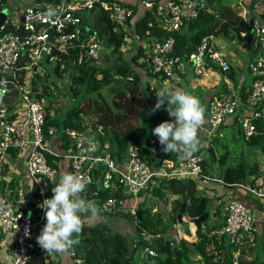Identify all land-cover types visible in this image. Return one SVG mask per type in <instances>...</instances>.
Returning a JSON list of instances; mask_svg holds the SVG:
<instances>
[{
  "label": "built area",
  "instance_id": "obj_1",
  "mask_svg": "<svg viewBox=\"0 0 264 264\" xmlns=\"http://www.w3.org/2000/svg\"><path fill=\"white\" fill-rule=\"evenodd\" d=\"M31 1L33 4L16 17V22L5 17L0 23V171L3 157L9 151L21 153L32 185L38 188V198L44 203L48 201L46 189L58 174L51 155L69 160L75 182L80 186L92 182L95 162L102 161L106 165L103 182L107 186L111 183L114 185L113 191L100 204L102 212L124 210L128 207L125 195L131 192L136 197L155 178L191 177L197 182L206 179L207 176L202 173V156L197 153H190L176 163L161 159L153 167L141 159L136 145H130L129 157L123 169L109 153L98 152L97 142L72 147L63 153L52 150L48 138L55 134L56 126L45 121L48 101L42 94L41 86L34 91L32 81L25 82L22 77L20 79V71L31 69L43 74L45 69L41 61L45 57L49 62L59 61L60 67H64L67 60L65 55L73 49L77 54L73 63L78 66L85 60L99 59L101 42L96 31L83 21L79 12L96 5L101 7L108 13L113 22L112 31L115 32L119 26L123 29L128 26L127 20L134 16V7L121 0ZM261 1L251 0L252 9H257ZM138 3L144 10L153 9L157 7L158 0H138ZM204 4V0H169L162 18L163 28L168 32L179 30L183 23L196 16ZM247 23L251 25L253 44L257 51V56L248 64L250 86L244 94L238 90L209 102L207 126L203 129L206 136L214 134L227 118L236 117L245 140L260 132L257 125L264 124V24L253 20H247ZM145 33L141 60L152 74L158 72L161 78L172 77L174 69L184 65H189L194 74L200 75L207 58L215 60L222 70L230 67L206 36L188 57H184L176 53L172 35L157 37L150 29ZM135 37L139 38L137 34ZM14 90H17V95ZM181 118L191 131L202 126V118L195 111L184 110ZM67 132L73 134L69 130ZM245 188L253 196L264 199V178L247 184ZM119 189L123 195L113 194ZM63 199L67 200L68 197L63 195ZM37 208V219H33L28 211L17 206L10 198L8 190L0 188V234L12 240L11 258L5 264H28L39 252L43 259L47 258V238L37 229L42 224L45 210L43 205ZM130 210L135 214V207ZM225 213V224L219 234L225 235L229 242L235 243L240 234L255 229V212L241 201L228 199ZM151 238L152 234H144V240L150 241ZM146 250L151 256L156 255L150 247ZM238 260L234 254L226 264H238Z\"/></svg>",
  "mask_w": 264,
  "mask_h": 264
},
{
  "label": "crops",
  "instance_id": "obj_2",
  "mask_svg": "<svg viewBox=\"0 0 264 264\" xmlns=\"http://www.w3.org/2000/svg\"><path fill=\"white\" fill-rule=\"evenodd\" d=\"M29 1L30 4H27V6L33 4L31 0ZM126 1L134 2L132 4L135 9V14L128 25L129 28L126 25L125 30L127 35L125 42L123 43L124 47H120L121 59L118 58L116 61L120 64L119 66L122 65L130 68L132 73H129L127 76L117 73L116 75H113L110 82H107L98 89L89 91L86 94L87 96L85 97L88 98L87 103L89 101L92 108L97 111L96 113H92L87 109H82V107L79 106V100L77 99L78 104L74 106L73 111L69 114L70 118L68 119L69 121L72 120L76 124V127H72L66 123H64L66 124L64 125L62 123L61 129H59L57 125H55L56 132L53 136L48 138V143L52 150L57 153H63L70 150L73 146V148H76L82 145H90L92 142L98 143L95 133H103L107 131L109 134L113 133L116 135L117 140L113 137L116 149H118L119 145L121 150L126 151L127 147H130V144L122 137L126 130L140 126L141 122H143L142 116L144 112H148L150 118H152V114L156 112V114L166 120V122L173 120L172 122L175 124V128L170 131L173 132V134L156 133V137L157 134L164 136L161 140L162 148L160 152L162 154L170 156L177 153L176 160H170L167 156H163L162 159L176 163L180 158L197 147L208 148L207 140L206 143L194 141V146H191L186 150L182 148L183 142L176 139V134L174 133L176 129L181 128L176 127V122H179L180 120L179 123L182 126L185 125L181 119V113L184 110L197 112L202 118V126L196 131L202 134L204 132L203 129L207 126V109L209 102L212 99L221 98L223 95L237 92L238 90L244 94L249 88L251 77L248 64L257 56V53L256 56L246 57L239 46V41L242 40V44L243 42L247 43L250 49L252 48L256 50L253 44L251 25L247 23V20H253L264 24V0L261 1L257 9H254V12H251V0H205L208 10L214 12L217 19L215 28L206 37L211 43V39L216 38L229 45L228 48L224 46H219L220 48L214 47L230 64V72L226 73V71H223L220 65L210 58L209 60H206L202 74L195 75L189 65H184L175 68L173 76L169 77V79L161 78L158 75L152 74L145 63L142 62V50L146 38L135 37L133 26L135 19L142 15L144 8L136 0ZM168 1L169 0H158V5L154 8L155 12L160 16L159 20L163 18ZM16 2L17 0L2 1L0 4V12L7 10L6 17L13 15L16 18L27 7L24 6L23 8L16 9ZM242 36L245 37V40ZM102 54H104L103 56H107L110 53L106 52V50H102ZM111 58L114 60L117 56L113 54ZM105 60L108 59L105 58ZM111 64V62H103L100 66L97 64L98 68L95 71L94 76L99 78L101 76L100 68L111 67ZM74 73H77V71ZM120 76H123L129 81L127 82L125 79H121ZM226 78L230 79L228 83L225 81ZM167 80L170 81L168 82ZM93 83L94 82L89 86L91 87ZM83 93L84 92L82 91L79 92V94L82 95ZM76 96H73V98ZM71 99L67 100L66 104H64L61 102L63 101L62 99L56 98L55 109L53 111L49 110L47 114L52 116L55 112L60 111L58 108L59 106H71ZM130 119L132 121L131 123L128 122ZM236 125L237 124H234L232 118H227L222 124L224 128L222 129L221 134L234 135L235 129H233V127ZM65 128H67L65 133L68 130L73 133L72 135L68 134L70 141H67L62 137V131H64ZM230 128L232 129L230 130ZM237 131H239L238 128ZM109 144L110 141L103 142L105 148H107ZM256 149H259L263 154V158L260 159L255 156L251 157V159L254 160L253 164L258 166L256 173L250 174L248 178L234 182L227 181L225 178L219 177L220 175L216 177H207L199 182L195 179L196 185L194 195L207 198V202L209 203L207 209L209 211L208 216L211 214L213 217L212 220L209 221V223L213 225V228L210 230V236L217 235L216 239L213 241L206 240L205 231H203V235L200 238L196 236V230L202 228V222L206 220L208 216L201 221L199 227L192 222L194 225L188 224L185 228L184 226H181L180 222L190 221L193 217L182 213L181 221L177 218V221L169 226V230L172 232H175V228L179 227V235L182 234L181 229L185 232V235L180 236L179 239L182 238L188 242H195L198 240L197 246L199 248L202 245L201 241L206 240L204 245L205 253H202L200 249L190 251V256L195 261V264L206 263L207 258L204 257L205 255L212 256L213 260H219L223 255L224 257H227L226 260L228 262L232 259L234 254L239 258L238 264L240 261L253 262L258 258V255H260L259 261H256L254 264H264V235L261 237L259 236V233L264 232V217H262L264 212V199L253 196L245 188L247 184L259 182L264 178V150L260 147ZM51 157L58 168V174L54 182L46 189L45 194L48 201L44 203L38 198V188L32 185V180L27 174L24 162L25 159L21 153L15 150L9 151L3 157L2 174H0V188L8 190L10 198L26 211L35 213V206L38 207L43 205L44 210H46L50 205L55 204L60 218L59 221L54 224L47 223L46 231L43 233L47 238L48 249L47 258L43 259L45 264H67L71 261V254L66 250L64 244L58 241V236L67 230L74 228L77 220H84L90 225L96 223L98 220L104 221L110 225L111 229L126 235L130 239L137 237L138 228L134 219L127 220L121 217L120 213L117 212L103 213L99 211V208L96 211L94 209V202L97 201L98 198L90 197L87 200L85 199L86 196L81 193L80 188L75 182V178L70 169L69 160L65 157L52 155ZM114 159L121 168L124 169L126 167V155L123 154L122 159ZM156 165H158V163L151 166L155 167ZM101 178L102 180L94 176L95 188L98 190L107 189L109 193L112 192L114 189L113 183L107 186L103 182V177ZM176 179L187 180V178L184 177ZM165 180H167V178H155L152 181V184L149 185L148 189L142 190L136 197L130 199L126 198L128 209L130 210L131 207H135L136 210L139 209L142 211L143 209L150 207L152 208L153 213L160 211L164 218H171L174 213L173 208L178 205L177 200H183L184 198L189 200L190 194L188 190H170L164 185ZM161 181H163V184L158 188L157 185H160ZM172 187L175 188L176 184ZM154 189H159V193H162L164 198H159L158 193L155 194L154 191H152ZM63 195H66L68 199H63ZM231 198L239 200L245 205L253 208L256 221L255 229L252 232L240 234L236 242L233 245L230 242L231 245L229 246L227 244V241L229 240L226 236L219 233L225 224L226 202ZM144 199L146 200V204L139 207V202ZM69 203L73 205L71 206V212H69L67 207ZM76 208H80L81 210L78 212V216L74 215L77 213ZM216 210L219 214L218 216L216 215ZM49 216H52V211H49ZM186 233L189 235H186ZM212 242L214 244H212ZM188 245L190 246V244ZM217 245L222 248L218 250V247H216ZM11 248L12 240L9 238H3L0 234L1 263L5 264L10 261ZM244 249H247V252H243ZM226 263L222 262V264Z\"/></svg>",
  "mask_w": 264,
  "mask_h": 264
},
{
  "label": "trees",
  "instance_id": "obj_3",
  "mask_svg": "<svg viewBox=\"0 0 264 264\" xmlns=\"http://www.w3.org/2000/svg\"><path fill=\"white\" fill-rule=\"evenodd\" d=\"M121 1L125 4H131L132 6V3H134L133 1ZM136 1L138 2V0ZM79 13L83 21L90 28L96 31L101 42V55L102 50H109L108 52L110 54L105 56V58L109 59L113 54L117 56V58H114V60L111 62L112 66L100 68L101 76L99 78H96V76H94L95 71L98 68L96 59L85 60L78 66L73 63V60L77 57V54L74 52L75 49H73L74 51L70 50V52L65 55L67 60L64 67H60L59 61L49 62L46 57L41 61V65L43 66V69H45V71L43 72V76L45 78L46 73L52 76V74L55 73V70H59L63 73L61 82H68L70 77H72L73 79L75 78L77 81H80L79 84L82 85L81 89H77L76 91H74V94L78 95L79 92L82 91L84 92V96L89 91L98 89L103 84L110 82L113 75L119 73L127 76L129 75V73H132V70L122 65L119 66L120 64L116 61L118 58L121 59L120 47L125 42V37L127 35L126 30L123 29L122 26H119L117 31L113 32V22L107 15L108 13L97 5L94 8H85ZM159 18L160 16L155 12L154 8L143 10L142 15L136 18L134 21V33L141 38H146L145 32L147 29H150L151 33L157 37H166L168 35H172L175 40L176 53L184 57H188L189 53L197 47L202 38L211 33L215 28V25L217 24L216 15L214 14V12L208 10L206 3L204 4L203 8L198 10L195 17L190 18V20L183 23L180 29L177 31L168 32L163 28L162 19L159 20ZM131 19L127 20L128 25L130 24ZM148 23H151V25H148ZM209 59L210 58H207V60ZM75 71H77V73H74ZM223 71H226V73L230 72L229 68ZM51 72L53 73L51 74ZM157 73H154V75L159 74ZM36 77L33 79V90L36 91L37 88L41 86L42 94H47V87L50 84H39L38 82L40 81L36 79ZM43 82H54V80L51 79L49 81L47 79ZM72 82L74 81L72 80ZM92 82L94 83L90 87L89 85ZM14 94H18L17 90H14ZM56 98L51 97L49 99L56 100ZM72 109H74V106H72L69 111H71ZM48 112L49 109L47 110V113ZM142 117L143 122H141L140 126L134 129L130 128L126 130L125 134L122 137L130 145H136L138 147L141 159L147 164H159L163 156L160 152L159 158H155L152 143H154L157 138L156 133L173 134V132L170 131L175 128V124L172 122L173 120H169L166 122V120L158 116L156 112L152 114V118H150L148 112H144ZM69 118L70 116L68 115L67 117H64L62 120L58 121L57 118H52L50 114H46L45 121L46 123H53L57 125L59 129H61L62 123H66L72 127H76V124L72 120H68ZM233 122L234 124L238 125V130H240V126L237 122L236 117L233 118ZM184 124L185 125L181 126V128L176 129L174 133L176 134V139L183 142L182 148L186 150L187 148L194 146L195 140L191 136V130L187 127L185 122ZM257 127L259 128L260 132L254 133L249 139L246 140V143L251 147H260L262 148V150H264V133L262 132L264 131V124L257 125ZM67 128L62 131V137L65 140L70 141V138L68 137L70 134L68 132L65 133ZM223 128L224 127L220 125L216 129L214 134L208 136V148L197 147L193 151L188 152L185 156L190 153L201 154L202 173L207 177H216L220 175L219 177L225 178V180L227 181H241L244 178H248L250 174L256 173L257 166L256 164H253L251 162L249 156H246V158L238 159L236 156L229 153L227 149L229 146V141L231 139L223 138L224 134H221ZM95 136L99 144L98 152L100 154L109 153L113 158H123V154L125 155V151L121 150L119 148V145L118 149H116L114 145L113 137L117 140L116 135H114L113 133L109 134L107 131H105L103 133L97 132L95 133ZM104 141H110V144L107 148H105L103 145ZM203 151L205 152V154H203ZM167 157L170 160H176L177 153ZM95 163L96 165L93 170V174L94 176L102 180L101 177H103L104 179V173L106 172V165L102 161H96ZM0 174H2V170L0 171ZM113 177L115 179L114 175ZM163 181L160 182V185H157L158 188L159 186H162ZM195 183V179L191 177L187 178V180H178L176 178H169L165 180L164 185L170 190H188L190 194L189 200H186L185 198L183 200H177L178 205L173 208L174 213L172 214L171 225L177 221V212L180 208V203L182 202L184 203L182 213L190 217L199 216L202 212L208 209L209 203L207 202V198L194 195V189L196 185ZM174 184H176V189L172 187ZM77 186L80 188L81 193L86 196V200L90 197L98 198V200L94 202V209L97 211L99 208L100 211V204L103 198L109 194L108 190L96 189L94 178L92 182L86 186H80L78 184ZM152 191H154L155 194L158 193L159 198H164V195L162 193H159V189H154ZM113 194L117 196L123 195L121 189L115 191ZM125 198H130V196L126 194ZM145 204L146 200L144 199L139 202V207L144 206ZM17 206L21 207L20 205ZM71 206H73L71 203H69L67 206L69 212L72 211ZM37 209V206H35V213L28 211L33 219H37ZM49 211H52V216H49ZM76 211L77 213H75L74 215L78 216V212H80L81 210L80 208H76ZM110 212L118 213V211H108L103 213ZM216 215H219L218 212ZM59 218L60 217L58 215L55 204H52L49 208H46L42 224L39 225L37 229L41 233H45L46 224H54L59 221ZM138 231L139 232L137 233V237H135L134 239H130L126 235L111 229L110 225L107 222L98 220L96 223L90 225L84 220H77L76 226L74 228L67 230L66 232L58 236V241L62 242L66 250L71 254V261L67 264H137L140 258V253L138 250H146L147 247H150L157 253L158 249L164 244L166 238H169L171 240V243L174 242V239L172 240L171 236L167 232V224L164 216L160 213V211L153 213L152 208L150 207L141 211V218L138 220ZM146 233L152 234V240H150L149 242L143 239V236ZM202 235V228L197 229L196 236L200 238ZM201 242L202 245L199 248L197 246L198 240H196L195 242H188L182 238L178 239L176 240V242H174L175 245L169 247L168 254L166 256L162 255L159 260H155L154 257L147 254V258L144 259L142 264H195V261L190 256V251L200 249L202 253H205L204 245L206 243V240ZM188 244H190V246ZM227 244L229 246L231 245L229 241H227ZM204 257L207 258V261L203 264H222V262L219 260H213L212 256L205 255ZM259 258L260 255H258V258L253 262L240 261L239 264H254L256 261H259ZM28 264L45 263L41 253L39 252Z\"/></svg>",
  "mask_w": 264,
  "mask_h": 264
},
{
  "label": "rangeland",
  "instance_id": "obj_4",
  "mask_svg": "<svg viewBox=\"0 0 264 264\" xmlns=\"http://www.w3.org/2000/svg\"><path fill=\"white\" fill-rule=\"evenodd\" d=\"M4 1V0H3ZM27 4H30V1L29 0H17L16 2V9L18 8H23L24 6H27ZM251 9V8H250ZM255 10L254 9H251V12H254ZM249 15V14H248ZM9 20L11 21H17V18H15L13 15H9ZM249 18V16H248ZM246 19V18H245ZM243 39L245 40V37L242 36ZM212 40V43L214 44V46L216 48H220L219 46H224L226 48L229 47V45L224 42V41H219L217 40L216 38H213L211 39ZM239 46L241 47V49L243 50L245 56H256V53L257 51L254 50V49H250L248 47V44L247 43H244L242 44V40L239 41ZM244 46V47H243ZM109 50H107L106 52H108ZM256 51V52H255ZM104 54L101 55V57L99 59L96 60V63L100 66L101 63L103 62H112L113 58H109L108 60H105V56H103ZM22 71V70H21ZM21 73V77L22 79L26 82H31L33 83V79L36 77V79H38L40 82H38L39 84H42V83H46V84H50L48 85L47 87V94H44L45 95V98L46 100L48 101V108L47 110L49 109L50 111H53L55 109V104H56V101L53 100V99H49L51 97H58L59 99H62L63 101H61L62 103L66 104L67 100L69 99H74L72 100L71 99V103L70 105L71 106H67V107H63V106H59V110L58 112H55L53 115H52V118H57L58 121L62 120L64 117L68 116L71 111H73V109L71 111H69V109L72 108V106H76L78 104V100H79V106L82 107V109H87L88 111H91L92 113H96L97 111L94 110V108H92V106L90 105L89 101L87 103V99L85 96H87L86 94L83 96L82 94H79L78 96H76L74 94V91H76L78 88L81 89V85L79 84L80 81H77L75 78L73 79L72 77H70V79L68 80V82H61V79H62V76H63V73L59 70H55V73L51 72L52 76H50L49 74L46 73V78L43 76V74H39L38 73H35L33 72L31 69H24V71H22ZM121 79H125L123 76H120ZM51 80L53 79L54 82H43L44 80ZM169 79V78H167ZM74 81V82H71V81ZM127 82L129 80L125 79ZM230 79L229 78H226L225 81L228 83ZM168 82L170 80H167ZM48 96V97H47ZM73 96H76L73 98ZM85 97V98H84ZM83 98V99H82ZM78 99V100H77ZM82 99V100H81ZM77 100V101H76ZM182 119V118H181ZM129 123H131V119L128 121ZM180 122V120H179ZM179 122H176V127H181L182 125L179 123ZM222 125V124H221ZM230 125V124H229ZM220 126V125H219ZM218 126V127H219ZM237 125L233 127V129H235V134L234 135H231V134H224V139H228V138H232L230 141H229V146H228V151L231 155H234L236 156L238 159L239 158H246V156H249V159L251 160L252 163H254V160L251 159L252 156H255V157H258L260 159L263 158V154L259 151V149L257 150L256 148L258 147H251L249 146L247 143H246V140L243 138L241 132L237 131ZM232 128H230L231 130ZM216 131V130H215ZM226 131V130H225ZM227 132V131H226ZM215 133V132H214ZM191 136L193 137V139L195 141H200L199 143H206V140H207V143H208V136L205 135V132H203L202 134H200L199 132L197 131H191ZM96 137V136H95ZM16 151V150H15ZM18 152V151H17ZM203 154H205V152L203 151ZM162 156H168V155H165V154H162ZM258 166V165H256ZM128 195L130 196V198H133V194L131 192H128ZM129 198V199H130ZM151 206V205H150ZM118 213H120L121 217L125 218V219H134L135 220V224L138 228V220L139 218H137V216L131 212V210L128 209V207H126L124 210H120L118 211ZM166 218V224H167V232L168 234L171 236L172 240L174 239V242H176V240L179 239L180 236H184L185 235V232H183V230L181 229V232L182 234L179 235V231H180V228L179 227H176L175 228V232L173 231H170L169 230V226L171 225V218ZM164 218V219H165ZM212 215L210 214L208 216V218L206 220H204L202 223H203V226H202V230L206 232V237L205 239L208 240V241H213L214 239H216L217 235H211L210 233V230L213 228V225L211 223H209V221L212 220ZM181 223V226H184L185 228L187 227L188 224H193L192 222L190 221H182L180 222ZM194 225V224H193ZM195 227V226H194ZM179 228V230H178ZM177 229V230H176ZM137 232L138 229H137ZM186 235H189L188 233H186ZM262 235H264V232L262 233H259V236L261 237ZM210 236V237H209ZM144 237V236H143ZM152 240V238H151ZM227 240V239H226ZM149 242V241H147ZM173 243V245H175V243ZM172 243H171V246H172ZM212 244H214L212 242ZM220 244V243H219ZM234 243H232L233 245ZM170 246V247H171ZM216 247H218V250L221 249L222 247L217 245ZM139 253H140V258L138 260V263L137 264H142V262L144 261L145 258H147V254L150 255L148 253L147 250L143 249V250H138ZM243 251V250H242ZM243 252H247V249ZM151 256V255H150ZM226 256L224 257L223 255L219 258V260H221L223 263H226L227 260H226Z\"/></svg>",
  "mask_w": 264,
  "mask_h": 264
},
{
  "label": "water",
  "instance_id": "obj_5",
  "mask_svg": "<svg viewBox=\"0 0 264 264\" xmlns=\"http://www.w3.org/2000/svg\"><path fill=\"white\" fill-rule=\"evenodd\" d=\"M6 11L7 10H3L0 12V23L5 19L6 17ZM164 136L157 134V138L155 140V143L152 144V147L154 149V156L155 158H159L160 155V150L162 148V144H161V140ZM125 155L126 158L129 157V148L127 147L126 151H125ZM183 208H184V203H181L180 208H179V212L177 214L178 220L181 221V215L183 212ZM209 214V211L206 210L204 212H202L199 216L193 217L190 219L191 222H194L196 224L197 227L200 226V223L202 220H204ZM136 216L137 218H141V210L137 209L136 210ZM171 246V240L169 238H166L164 241V244L158 249L157 254L154 256L155 260H159V258L164 255L166 256L168 254V249Z\"/></svg>",
  "mask_w": 264,
  "mask_h": 264
},
{
  "label": "clouds",
  "instance_id": "obj_6",
  "mask_svg": "<svg viewBox=\"0 0 264 264\" xmlns=\"http://www.w3.org/2000/svg\"><path fill=\"white\" fill-rule=\"evenodd\" d=\"M135 215H136V210H135ZM157 254V253H156ZM155 256V255H154ZM154 256H152V257H154Z\"/></svg>",
  "mask_w": 264,
  "mask_h": 264
}]
</instances>
